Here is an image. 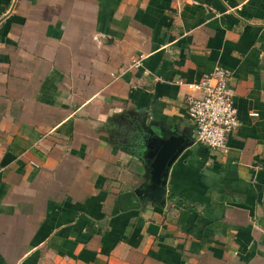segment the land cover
I'll return each instance as SVG.
<instances>
[{"label":"crops","instance_id":"1","mask_svg":"<svg viewBox=\"0 0 264 264\" xmlns=\"http://www.w3.org/2000/svg\"><path fill=\"white\" fill-rule=\"evenodd\" d=\"M215 67L226 152L186 112ZM143 124L188 142L160 197ZM0 264H264V0H0Z\"/></svg>","mask_w":264,"mask_h":264},{"label":"built area","instance_id":"2","mask_svg":"<svg viewBox=\"0 0 264 264\" xmlns=\"http://www.w3.org/2000/svg\"><path fill=\"white\" fill-rule=\"evenodd\" d=\"M231 72L215 67L189 86L199 95L185 97L186 112L192 122L196 141L211 149L226 152L227 138L240 122L233 103L234 88Z\"/></svg>","mask_w":264,"mask_h":264},{"label":"water","instance_id":"3","mask_svg":"<svg viewBox=\"0 0 264 264\" xmlns=\"http://www.w3.org/2000/svg\"><path fill=\"white\" fill-rule=\"evenodd\" d=\"M146 134L139 146L141 159L145 163V181L139 192L160 197L165 193V181L170 166L188 145L180 136L171 134H153L151 128L143 124Z\"/></svg>","mask_w":264,"mask_h":264}]
</instances>
